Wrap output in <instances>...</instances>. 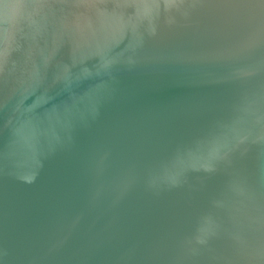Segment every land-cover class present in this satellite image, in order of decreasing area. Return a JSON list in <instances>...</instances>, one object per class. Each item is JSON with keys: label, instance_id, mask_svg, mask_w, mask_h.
<instances>
[{"label": "water", "instance_id": "95a60500", "mask_svg": "<svg viewBox=\"0 0 264 264\" xmlns=\"http://www.w3.org/2000/svg\"><path fill=\"white\" fill-rule=\"evenodd\" d=\"M0 264H264V0H0Z\"/></svg>", "mask_w": 264, "mask_h": 264}]
</instances>
